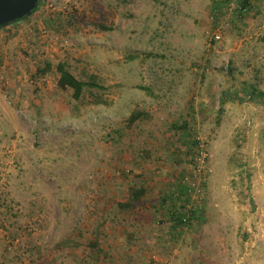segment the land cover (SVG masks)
<instances>
[{
    "label": "rangeland",
    "instance_id": "obj_1",
    "mask_svg": "<svg viewBox=\"0 0 264 264\" xmlns=\"http://www.w3.org/2000/svg\"><path fill=\"white\" fill-rule=\"evenodd\" d=\"M218 1L43 0L0 30V264H264V100L247 92H264V0ZM62 63L104 89L75 100ZM225 92L243 101L222 109ZM197 138L205 221L178 229L164 199Z\"/></svg>",
    "mask_w": 264,
    "mask_h": 264
},
{
    "label": "built area",
    "instance_id": "obj_2",
    "mask_svg": "<svg viewBox=\"0 0 264 264\" xmlns=\"http://www.w3.org/2000/svg\"><path fill=\"white\" fill-rule=\"evenodd\" d=\"M259 0H250L251 10ZM240 0L236 5V12H240ZM53 6V4H51ZM248 11H243L247 13ZM215 38L219 40L221 34L215 33ZM197 146L191 157V173L179 177L173 181L170 191L167 192L164 201L171 206L167 211L170 222L174 227L180 229L191 228L200 223L205 218V203L202 193L203 187L208 183L210 174L211 155L203 140L197 138Z\"/></svg>",
    "mask_w": 264,
    "mask_h": 264
},
{
    "label": "trees",
    "instance_id": "obj_3",
    "mask_svg": "<svg viewBox=\"0 0 264 264\" xmlns=\"http://www.w3.org/2000/svg\"><path fill=\"white\" fill-rule=\"evenodd\" d=\"M42 1L43 0H40V4H39L38 9L35 10L30 17H32L35 13H37L39 11ZM239 4L241 7L240 12H239L240 15L245 14L243 11L251 10L250 0H240ZM224 7H225V5L222 2L216 0V2L213 5V14L215 16H217V13H219L221 11V9ZM27 19H29V17L24 18L23 20L18 21V22H22V21L27 20ZM98 26L100 27V25H98ZM101 28L104 29V27H102V25H101ZM47 69H51V66L49 64L47 66ZM47 69H46V71H47ZM57 70L60 74V78L58 81L59 88L61 90L72 89L74 91L73 97L75 100L81 99L82 96L84 95L85 91L88 89H92V88H96L98 90L104 89L101 85H99L96 82L87 83V82H83V81L79 80L75 75L72 74V72L69 70L68 66L64 63L59 64L57 67ZM247 92L249 93L250 99L264 100V92L260 91L257 87H255L253 85L248 87ZM230 94L225 92L221 95L220 106L222 109L224 108V106L226 105V103L228 102L229 99L240 100V102L243 101V99H240L239 93H236L234 96L230 95ZM93 102H94V104H106V101L103 99H97V100H94ZM136 120H137L136 116H133L131 118L132 123L135 122ZM197 144H198V142L195 139L194 146H197ZM145 194H146V192L143 189H140V190L131 189V195L129 197L131 203H128L126 205L127 208L131 207V205L133 203L140 202L141 199L145 196ZM204 221H205L204 218L201 219L200 224Z\"/></svg>",
    "mask_w": 264,
    "mask_h": 264
},
{
    "label": "water",
    "instance_id": "obj_4",
    "mask_svg": "<svg viewBox=\"0 0 264 264\" xmlns=\"http://www.w3.org/2000/svg\"><path fill=\"white\" fill-rule=\"evenodd\" d=\"M40 0H0V30L30 17Z\"/></svg>",
    "mask_w": 264,
    "mask_h": 264
},
{
    "label": "crops",
    "instance_id": "obj_5",
    "mask_svg": "<svg viewBox=\"0 0 264 264\" xmlns=\"http://www.w3.org/2000/svg\"><path fill=\"white\" fill-rule=\"evenodd\" d=\"M34 16V15H33ZM8 28V27H7Z\"/></svg>",
    "mask_w": 264,
    "mask_h": 264
}]
</instances>
